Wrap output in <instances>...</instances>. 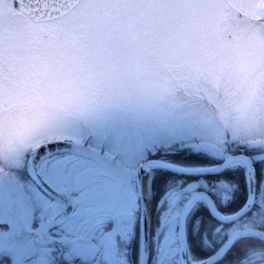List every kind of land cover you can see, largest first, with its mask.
Wrapping results in <instances>:
<instances>
[{"label": "clouds", "instance_id": "clouds-1", "mask_svg": "<svg viewBox=\"0 0 264 264\" xmlns=\"http://www.w3.org/2000/svg\"><path fill=\"white\" fill-rule=\"evenodd\" d=\"M254 121L264 124V0H0V174L31 175L73 137L135 128L230 141ZM249 187L236 223L204 241L239 242L216 264H264L253 256H264V177Z\"/></svg>", "mask_w": 264, "mask_h": 264}, {"label": "rangeland", "instance_id": "rangeland-1", "mask_svg": "<svg viewBox=\"0 0 264 264\" xmlns=\"http://www.w3.org/2000/svg\"><path fill=\"white\" fill-rule=\"evenodd\" d=\"M244 136L257 138L254 143H249L247 147L260 146L264 148V143L261 142V138H264V124L254 121L245 129L232 130L231 139L233 141ZM89 138V143H86V139L73 137V150L59 158L41 164L39 171L42 177L61 195H67L66 190L70 179L80 176L87 183L84 196H81L79 192L75 193V208L72 211L73 214H69L71 216H64L60 211L59 216L57 215L53 220L47 217L48 220L41 223L46 226L51 222L60 224V226L66 225V230L74 235L64 233L62 234V240L73 241L71 243L80 249L79 254L83 255V258L87 250L92 249L93 256L110 258V262H113V264H116V261L113 260L115 257L114 235L119 233L124 238L123 240L128 241L134 221L138 218V204L133 182L136 166L142 159H147L145 158L147 154L154 155L159 146L167 148L172 144H177L180 146L179 148L188 147L186 150L209 152L216 158H225L228 155L224 150L225 143L227 145L228 142L226 139L207 141L201 135L184 138L168 134L151 135L135 128H123L111 133H99L89 136ZM164 152L171 151L165 150ZM153 158L161 160L155 157L151 159ZM253 158H256V160L264 158V154L256 155ZM122 165H126V167H122ZM189 168L195 167L191 166ZM149 175L151 179L152 173ZM255 179L258 183L259 179L256 171ZM0 180L12 181L17 185L21 183L14 175L0 174ZM22 182L25 183V181ZM176 194L169 197L173 199L174 203L172 211L175 210L174 207L176 208L177 200L180 198ZM152 196L150 185L147 192L149 210ZM165 196L166 194L162 195L160 200L158 199L157 205L160 207L158 212L162 216L164 213L167 215L161 224L166 228V232L160 239V244H154L153 248L150 244L149 256L152 255V259L155 260L153 264H177L175 261L171 263V260H167V258L169 256L173 258L171 253L176 234L172 228L184 201L188 197L180 204L178 212L174 211L170 214L169 210L165 212ZM36 199L41 204L36 208L38 210L37 219H41L46 211L54 212L59 208L62 210L63 201L60 199H58L59 202L51 203L39 193L36 194ZM22 201L25 205L27 204L25 208L28 215L31 216L29 202L26 203L23 195ZM93 234L100 236L102 239L104 244L102 249L98 248L95 242L90 239Z\"/></svg>", "mask_w": 264, "mask_h": 264}, {"label": "trees", "instance_id": "trees-1", "mask_svg": "<svg viewBox=\"0 0 264 264\" xmlns=\"http://www.w3.org/2000/svg\"><path fill=\"white\" fill-rule=\"evenodd\" d=\"M235 139V138H234ZM242 139V138H241ZM241 139H231L227 140V145L225 143L224 150L228 154L244 153L251 158L256 155H263L264 148L260 146L245 147L238 143ZM90 138L87 137L86 143H89ZM229 144V145H228ZM177 144H172L169 147L159 146L154 155L147 154L145 158L152 157L162 159L171 163H175L181 166H206L214 165L216 163L222 162L224 158H216L206 151H192L186 150L188 147L179 148ZM165 150H170L171 152L165 153ZM150 157V158H152ZM255 171L257 178L264 176V158L256 160L255 158ZM151 192H152V202L150 200V241L153 248L154 242H160V239L164 236L166 228L161 224L166 218V213L160 214L158 212L159 208L157 205L158 199L160 200L162 195L166 194L164 201L166 203L165 212L170 211V214L178 212L180 204L186 199V197H180L177 200L176 208L172 211L174 206L173 199L169 198L176 193L183 191L182 186L186 187L189 183H195L201 185L212 186L215 185L211 190L215 192V196H211L215 201L218 210L223 214H231L236 212L245 203L247 198V184L246 177L244 173V168L238 165H231L227 167L220 173L211 175H201L197 177H184L176 175L172 172L153 169L151 171ZM176 192V193H175ZM174 193V194H173ZM177 195V194H176ZM149 203V202H148ZM30 205V203H29ZM171 207V208H170ZM169 208V209H168ZM162 216V217H161ZM165 224V223H164ZM221 225L219 224L209 212L207 205L200 201L191 208L187 216L186 229H187V243L189 247V256L196 260H202L210 256L213 252L212 249H203V241L209 238L211 235L215 234V228ZM231 225V224H230ZM161 226V227H160ZM227 226V225H225ZM173 231L176 232V220L173 224ZM138 230L139 223L138 218L136 220L135 231H134V249L136 252V257L138 258ZM175 239V238H174ZM176 243V239H175ZM152 260V255L150 257V264Z\"/></svg>", "mask_w": 264, "mask_h": 264}, {"label": "snow or ice", "instance_id": "snow-or-ice-1", "mask_svg": "<svg viewBox=\"0 0 264 264\" xmlns=\"http://www.w3.org/2000/svg\"><path fill=\"white\" fill-rule=\"evenodd\" d=\"M49 147L53 148L55 145H49ZM28 179L31 177L29 176ZM214 187L215 185L201 187V185L189 183L186 187L182 186L183 191L177 193V196L194 197L205 193L208 196H215V192L211 190ZM86 190V181L77 176L69 180L66 196L53 192L48 194L50 198L62 200L64 209L67 211L69 208H75V193L79 192L81 196H84ZM44 229L45 226L38 219L28 215L22 202V189L12 181L0 180V264H67L64 257V245L55 239L45 242L43 240ZM63 231L60 224L49 223L47 225L49 235L59 236ZM90 239L98 248L104 247L100 236L93 234ZM45 249H47V255L50 256L48 261L43 258ZM77 251L79 252L80 249L77 248ZM239 253V242L233 241L223 247H218L214 257L210 259L215 260L218 256L230 259L233 254L238 255ZM253 256L264 259V256L258 257L255 253ZM80 260V255L73 257L74 264ZM87 264H101V262L97 256H92Z\"/></svg>", "mask_w": 264, "mask_h": 264}, {"label": "water", "instance_id": "water-1", "mask_svg": "<svg viewBox=\"0 0 264 264\" xmlns=\"http://www.w3.org/2000/svg\"><path fill=\"white\" fill-rule=\"evenodd\" d=\"M54 148H56L59 151L60 149H63L64 146L56 145ZM39 164L36 165L35 169L30 168L29 171L31 172V175L29 174L28 175L44 192H46L47 194L49 192L54 193V191L42 180L41 176L39 175L38 173ZM232 164H240L241 166L244 167L245 172H246L247 185H248V196H249L250 194L249 185L253 182V179H255V171H254L253 161L251 157L245 154H235V155L229 156L223 162L216 164L215 166L208 167V168L207 167H203V168L181 167V166H178L172 163H168V162L156 160V159L146 160L137 167L135 180H134V188H135L136 194L139 199V207H140L139 264H148V256H149L150 223H149L147 199L142 190V181H143L144 176L147 175L151 169H161V170L170 171L180 176L197 177L201 175L204 176V175L220 173L221 171H223L224 169H226L228 166ZM201 200L206 202L211 215L215 218L216 221L222 224H230L236 221L237 219L236 217H233L230 215H223L222 213H220L217 210L213 200L207 195V193H205L204 195H199V196H194V197L188 196V198L186 199V201L184 202V204L182 205L180 209V212L178 215V222H177V242H178V249H179L178 251L179 260L182 257H186V252L184 250L186 249L185 221H186L187 212L194 203L199 202ZM247 201H248V198H247ZM242 208H244V206ZM247 211L248 209L245 208V212ZM70 212H71V208H69L67 211L64 210L65 214H69ZM226 217L228 219H225ZM114 247H115L116 260L117 262H121L123 260L124 247H123L121 237L119 234L115 235L114 237ZM214 255H215V252L203 261H207V264H214L216 262V259L215 260L210 259L214 257Z\"/></svg>", "mask_w": 264, "mask_h": 264}, {"label": "flooded vegetation", "instance_id": "flooded-vegetation-1", "mask_svg": "<svg viewBox=\"0 0 264 264\" xmlns=\"http://www.w3.org/2000/svg\"><path fill=\"white\" fill-rule=\"evenodd\" d=\"M20 179L25 181V179H23V178H20ZM28 181H30V180H28ZM20 185H17V186L20 189H22V195L26 199V203L29 202V200L32 199V203L30 205V207H31L30 211H31V216H34L36 219H37V217L35 216V210H36V208L38 206L36 207L37 203H36V201L34 203L33 198H36V194L37 193H40L42 196L46 197L51 203H55L56 201L59 202L58 198L57 199H53V198H50V196H47L46 194H44L43 192H40L38 190L39 188L37 186H35V184H33L31 181H30V183H22V185L21 186ZM55 192L58 193L56 190H55ZM23 205H24V207H26L27 204L25 205L24 202H23ZM40 206H41V204H40ZM59 210H60V208L57 209L56 211H54L55 213L51 212V211H46L44 213V216H42V218L41 219L39 218L38 220L40 222L47 221L48 220L47 217H50L51 218L50 220H53L58 215L57 212H59ZM45 214H47V215H45ZM51 223H53V222H51ZM135 225H136V221H134L133 229L131 231L130 236H128L129 238L131 237L129 242L128 243H124V245H125V255L123 257V261L121 263H119V264H129V262H131V264H137V257H136V252H135V249H134V242H133ZM44 226H45V229H44V232H43V240L45 242H48V241H51V240L55 239L57 241L62 242V244L64 245V249H63L64 250V257H65V260H66L67 264L74 263L73 257L77 256V255L81 256V260L79 262H76L77 264H87V261L91 260V257L93 256V250L92 249L87 250V253H86L85 257L83 258V255L79 254V252L77 251V248L75 247V245L72 244V243H69V242H73V241H71V240H62V238H63L62 234H64V233L69 234V235L70 234L74 235L70 231L66 230V228H65L66 225H61V227L64 229V231L61 232L59 236H56L54 234L53 235H49L47 233V226L46 225H44ZM218 227H220V225H218L215 228V232H216V229ZM212 237H213V235H211L207 239L211 240ZM64 238H66V237H64ZM205 239H204V241H205ZM204 241H203L202 248L203 249H208L209 248V249H212L213 252H214L215 249L205 245ZM154 244H158V243H154ZM173 246L174 247H172L173 250H172V253H171L173 258H170V256H169L167 258V260H171V263L174 262V261L177 263V261H178V254H177L178 251H177V249L178 248H177L176 243H174ZM43 258H44L45 261L50 260V256L47 255V249L44 250ZM97 258L100 260L101 264H111L112 263V262H110L111 261L110 258L109 259L108 258H100V257H97ZM154 262H155V260L152 259L151 263H154ZM214 264H216V263H214Z\"/></svg>", "mask_w": 264, "mask_h": 264}, {"label": "bare ground", "instance_id": "bare-ground-1", "mask_svg": "<svg viewBox=\"0 0 264 264\" xmlns=\"http://www.w3.org/2000/svg\"><path fill=\"white\" fill-rule=\"evenodd\" d=\"M150 185H151L150 175L147 174L144 176L143 181H142V190L145 196H147V192L149 191Z\"/></svg>", "mask_w": 264, "mask_h": 264}]
</instances>
